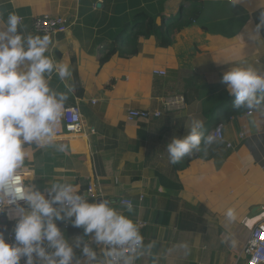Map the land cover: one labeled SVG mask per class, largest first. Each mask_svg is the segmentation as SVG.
<instances>
[{
  "label": "crops",
  "instance_id": "crops-1",
  "mask_svg": "<svg viewBox=\"0 0 264 264\" xmlns=\"http://www.w3.org/2000/svg\"><path fill=\"white\" fill-rule=\"evenodd\" d=\"M195 3L202 13L177 35L174 47L162 48L153 37L131 42L144 13L157 25L168 24L187 17ZM262 10L264 0H0V27L14 12L25 36L41 35L34 23L44 15L67 20L68 31L50 36L46 55L67 64L71 76L61 81L54 71L48 80L57 92L71 87L65 105L82 114L81 133L56 137L44 148L25 146L18 172L26 187L45 191L52 183L69 182L90 202L108 199L136 223H146L140 230L145 245L153 247L135 264H248L245 246L264 224V105L231 114L234 97L221 78L236 65L264 74V30L248 36ZM157 70L166 76H156ZM79 85L85 87L82 98L76 95ZM170 95L187 97L181 111L127 121L129 109L162 110ZM193 118L204 121L205 135L222 126L233 148L215 141L205 150L202 143L200 151L172 164L166 146L188 133ZM60 144L65 151L57 150ZM124 199L133 202L132 213L121 204ZM229 208L235 209V221L225 216ZM11 215L12 209L0 213V231L14 243ZM57 224L72 244L83 235L70 222ZM185 242L187 255L178 247ZM92 246L99 256L103 245ZM75 255L80 257L79 248Z\"/></svg>",
  "mask_w": 264,
  "mask_h": 264
},
{
  "label": "clouds",
  "instance_id": "clouds-1",
  "mask_svg": "<svg viewBox=\"0 0 264 264\" xmlns=\"http://www.w3.org/2000/svg\"><path fill=\"white\" fill-rule=\"evenodd\" d=\"M262 30L264 10L248 33L249 39L260 36ZM51 43L47 34L25 36L21 17L14 12L0 27V206L12 208L10 218L16 221L14 243L0 231V264H20L22 259L24 264H135L153 244L146 246L138 223L108 199L90 202L69 182L52 183L45 191L13 183L25 162L26 145H54L72 91L71 87L68 92L50 88L48 77L54 71L61 81L71 76L67 64L46 55ZM221 83L234 97L235 109L255 111L264 105V74L255 68L233 66L223 74ZM204 128L202 119L193 118L185 136L171 139L166 146L170 163L200 151L202 143L207 150L216 141L215 135L204 134ZM57 150L63 152L66 146L60 144ZM121 203L127 213L133 212L131 202ZM225 216L229 222L235 221V209H227ZM57 221L82 228L83 235L70 243ZM93 242L103 245L99 256ZM235 243L232 240L233 246ZM178 247L186 255L190 251L186 242ZM76 248L80 257L75 255Z\"/></svg>",
  "mask_w": 264,
  "mask_h": 264
},
{
  "label": "built area",
  "instance_id": "built-area-1",
  "mask_svg": "<svg viewBox=\"0 0 264 264\" xmlns=\"http://www.w3.org/2000/svg\"><path fill=\"white\" fill-rule=\"evenodd\" d=\"M69 25L67 20L61 17H52L50 15H44L36 19L34 23V31L37 34L57 36L64 34L68 31ZM156 76L164 77L166 76L165 71H155ZM186 101L185 97L182 95H170L162 100V110H156L154 112L149 110H138L129 109L127 112V121L134 122L138 120H149L151 118H160L163 112H174L181 111L185 107ZM82 132V114L81 110L77 106H67L65 105L62 119L60 120L56 128V137H61L65 134L73 135ZM211 134L215 135L216 141L225 143L227 149L233 148L231 142L225 140L224 132L222 126H218L211 131ZM242 136V135H241ZM17 186L26 187L24 174L17 172L16 177L13 180ZM94 187H88V194L93 198ZM143 196L140 197V201L143 200ZM123 202H133L128 199L122 200ZM121 201V202H122ZM23 203V202H21ZM122 204V203H121ZM124 205V204H122ZM9 206H0V213L7 212L10 210ZM140 228L146 226L144 222H138ZM245 255L249 258L248 264H264V224H260L254 228L251 237L244 249Z\"/></svg>",
  "mask_w": 264,
  "mask_h": 264
},
{
  "label": "trees",
  "instance_id": "trees-1",
  "mask_svg": "<svg viewBox=\"0 0 264 264\" xmlns=\"http://www.w3.org/2000/svg\"><path fill=\"white\" fill-rule=\"evenodd\" d=\"M200 3H195L188 16L185 18H176L171 20L168 24L157 25V20L144 13L146 19L141 23H137L136 29L134 30V38L131 42L136 45L143 37L145 39L155 38L158 39L159 46L162 48H172L177 44V35L183 33L184 30L191 28V26L198 20L202 13V8ZM140 16V14H139ZM131 53H138V48H136ZM85 87L79 85V89L76 90V95L80 98L83 97ZM185 96L187 93L184 94ZM187 98V97H185ZM233 111V109H231ZM246 109H235L231 114H242ZM221 143V142H219ZM222 144V143H221ZM224 147L226 144L223 143Z\"/></svg>",
  "mask_w": 264,
  "mask_h": 264
},
{
  "label": "rangeland",
  "instance_id": "rangeland-1",
  "mask_svg": "<svg viewBox=\"0 0 264 264\" xmlns=\"http://www.w3.org/2000/svg\"><path fill=\"white\" fill-rule=\"evenodd\" d=\"M157 71H159V70H157Z\"/></svg>",
  "mask_w": 264,
  "mask_h": 264
}]
</instances>
